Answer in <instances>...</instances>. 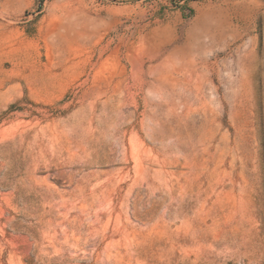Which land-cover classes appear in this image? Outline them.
<instances>
[{"label": "rangeland", "instance_id": "1", "mask_svg": "<svg viewBox=\"0 0 264 264\" xmlns=\"http://www.w3.org/2000/svg\"><path fill=\"white\" fill-rule=\"evenodd\" d=\"M0 264H264V0H0Z\"/></svg>", "mask_w": 264, "mask_h": 264}]
</instances>
